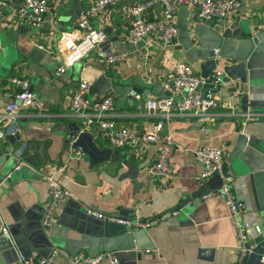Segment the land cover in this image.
<instances>
[{
    "label": "crops",
    "instance_id": "obj_1",
    "mask_svg": "<svg viewBox=\"0 0 264 264\" xmlns=\"http://www.w3.org/2000/svg\"><path fill=\"white\" fill-rule=\"evenodd\" d=\"M79 1L84 12L93 0ZM133 1L126 0L104 10L93 20V27L107 34L108 48L104 50L100 46L58 76L57 70L64 65L59 51L61 40L77 33L79 18L70 22L74 14L73 0H49V12L42 25L34 26L18 18L15 9L19 0H8V7L0 13V116L13 96L8 85L13 76L29 80L38 102L37 107L26 109L15 120L14 129H18L15 134L21 144H11L9 139L0 141V179L12 166V159L32 155L39 159V153L43 157V162L39 159L41 165L28 170L24 176L0 180V215L10 232V238L0 236V264H20L19 255L37 259L53 248L70 254L80 250L92 256L102 254L104 238L130 231L108 219L91 218L88 210L106 218L158 220L154 226L144 229L154 248L142 251L136 264L238 262L233 222L225 200L218 193H211L175 214H164L199 186L195 177L202 168L193 155L196 146L220 148L225 161L241 132L248 138L254 136L256 145L260 144L259 139H264V94L253 97L247 112L241 111L236 97H222L204 119L189 113L174 114L165 122V132L174 143L169 160L172 175L167 179L150 177L146 170L159 143L141 142L134 149L111 148L94 125L86 127V120L70 111L71 94L81 79L91 83L105 74L142 87H150L155 81L163 86L171 80L177 62L191 63L181 47L166 49L159 41L138 46L122 43L129 26L126 10ZM237 1L239 9L223 26L228 27L239 17L241 21H249L250 26L263 29L264 0ZM183 8L189 11V17L194 16V8ZM159 14L157 6L149 19ZM239 46L238 41H229L222 48L223 54L231 59L239 54ZM100 52L107 56L120 55L122 60L107 65ZM232 64L231 60L215 71H220L223 79L234 80ZM108 96L114 99L112 119L120 126L142 133L159 120L146 109L147 102L157 97L143 99L134 95L133 105L124 104L116 110V97ZM75 152L82 155L75 158ZM43 176L55 179L69 194L59 205L53 225L62 229L54 230L55 237L42 230L49 200ZM224 182L231 183L236 200L247 198L254 218L264 223V173ZM54 264L67 263L58 260ZM99 264H110V260Z\"/></svg>",
    "mask_w": 264,
    "mask_h": 264
},
{
    "label": "built area",
    "instance_id": "obj_2",
    "mask_svg": "<svg viewBox=\"0 0 264 264\" xmlns=\"http://www.w3.org/2000/svg\"><path fill=\"white\" fill-rule=\"evenodd\" d=\"M125 1L93 0L87 9L82 11L76 35H66L61 40L59 51L64 65L59 67L56 76L85 59L107 41V34L103 30L95 29L92 22L104 10L116 7ZM157 6L160 8V14L150 20L149 14ZM188 6L195 9L194 16L191 18L196 23L210 22L216 26L223 25L228 17L239 9L240 2L237 0H134L129 3L126 10L129 26L122 38V43L138 46L145 42L159 41L166 49L181 47L176 16L181 8ZM7 7L8 0H0V13ZM49 8V0H19L15 12L19 19L35 26L45 22ZM99 55L105 59L107 65H113L122 60V56L117 54L107 56L106 53L100 52ZM221 79L220 71H214L206 78H202L191 65L177 62L171 80L163 85L167 96L155 98L146 104L147 113L158 117L159 120L142 133L118 125L112 119L114 99L108 95L102 98L89 95L90 83L84 79L79 81L72 92L69 108L73 114L86 120V127L94 125L111 148L134 149L141 142L159 143L160 147L146 170L150 177L167 179L172 175L169 160L174 143L170 134L165 132V122L174 114L180 113H189L198 117L199 120L204 119L208 111L216 105L210 89L219 86ZM8 85L13 96L0 116V141H5L8 136L18 131L17 128L14 129L15 120L22 117L26 109L38 106L36 92L31 88L29 80L13 76L8 80ZM204 89H209L204 95L205 98L202 97ZM80 155H82L80 152H75V158H79ZM193 155L202 168L201 173L195 177L196 182H206L213 176L220 175L224 162V154L220 148L196 146ZM43 181L49 190V200L44 210L42 223L48 227L55 223L60 202L69 194L55 179L43 176ZM230 184V182H224L217 193L225 200L238 240L239 259L236 264H243L245 259L254 252L256 245L264 240V223L254 218L247 198L242 201L235 199ZM87 215L98 220L108 219L129 230L148 229L158 221L140 222L122 218H106L92 210H88ZM0 236L10 238L9 229L1 215ZM105 259H109L110 264H116L111 254L102 253L90 257L84 252L72 255L63 249L53 248L45 256L37 259H28L19 255L18 261L20 264H54L58 260H63L67 264H99Z\"/></svg>",
    "mask_w": 264,
    "mask_h": 264
},
{
    "label": "water",
    "instance_id": "obj_3",
    "mask_svg": "<svg viewBox=\"0 0 264 264\" xmlns=\"http://www.w3.org/2000/svg\"><path fill=\"white\" fill-rule=\"evenodd\" d=\"M73 5L74 14L70 18V22L79 18L83 11V5L79 0H73ZM249 24V21H241L239 17H236L234 22L226 28L223 25L213 26L210 22L198 24L189 17V11L185 8L179 11L177 21L181 48L187 59L198 68V73L202 78H206L217 67L232 60L231 73L235 79L231 80L230 77L223 79L222 75L219 86L210 89V91L213 93L212 99L215 104H218L222 97L226 99L236 97L240 100L242 112H247L249 103L254 101L253 97L264 94V28L260 29ZM229 41H238L240 45L239 54L231 56V59H228L222 50ZM108 45V42H104L101 47L106 50ZM208 90H203V98ZM108 94H113L116 97V110H119V107L124 104L133 105L134 95L142 96L143 99H148L149 96L157 98L167 96L163 86L157 81L150 87H142L137 83L123 82L102 74L90 83L89 95L102 98ZM7 139L11 140V144H21L17 134L8 136ZM259 140L261 145H256L254 136L248 138L244 132L239 133L233 149L222 164L220 175H215L206 182L198 183L199 186L194 193L164 215L175 213L187 206H193L196 201L211 193H217L223 180L253 173H264V139ZM39 159L43 162L41 153H39ZM39 159L34 155L12 159L10 161L12 166L6 172L4 171L0 180L2 181L3 178L13 180L17 175L24 176L28 170L36 169L41 165ZM59 229L62 228L57 225L48 227L43 225L42 227L45 232H51V237H55L53 232ZM153 248L154 246L144 229L130 230L103 239V252L111 254L116 260V264H136L142 251ZM79 252L82 251L71 254L75 255ZM243 264H264V240L256 245L254 252L245 259Z\"/></svg>",
    "mask_w": 264,
    "mask_h": 264
},
{
    "label": "rangeland",
    "instance_id": "obj_4",
    "mask_svg": "<svg viewBox=\"0 0 264 264\" xmlns=\"http://www.w3.org/2000/svg\"><path fill=\"white\" fill-rule=\"evenodd\" d=\"M189 65H191L192 67L194 66L192 63H189L188 61H186ZM194 70H196L194 67H193ZM197 71V70H196ZM198 72V71H197Z\"/></svg>",
    "mask_w": 264,
    "mask_h": 264
}]
</instances>
